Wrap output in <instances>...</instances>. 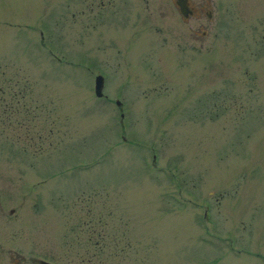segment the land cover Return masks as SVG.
<instances>
[{"label": "rangeland", "instance_id": "1", "mask_svg": "<svg viewBox=\"0 0 264 264\" xmlns=\"http://www.w3.org/2000/svg\"><path fill=\"white\" fill-rule=\"evenodd\" d=\"M99 1L0 0L2 262L264 264V0Z\"/></svg>", "mask_w": 264, "mask_h": 264}, {"label": "flooded vegetation", "instance_id": "2", "mask_svg": "<svg viewBox=\"0 0 264 264\" xmlns=\"http://www.w3.org/2000/svg\"><path fill=\"white\" fill-rule=\"evenodd\" d=\"M188 1V0H187ZM100 3H103L102 0L99 1ZM187 7L190 9V12L188 15H194L195 12L192 8L189 7V5L187 4ZM206 16L209 17L210 16V13L208 11L205 12ZM200 16V15H199ZM198 14H197V17H199ZM186 18V17H184ZM12 209L9 210V212H11ZM7 252V250H6ZM4 253V249H1L0 248V264H7L6 262H2V258H1V255ZM14 253H16V259L13 260L10 264H22V263H19V249H15L14 250ZM30 261V262H29ZM29 261L28 262H25L23 264H42L41 262H39L38 260V257L35 256V255H31L29 257Z\"/></svg>", "mask_w": 264, "mask_h": 264}, {"label": "water", "instance_id": "3", "mask_svg": "<svg viewBox=\"0 0 264 264\" xmlns=\"http://www.w3.org/2000/svg\"><path fill=\"white\" fill-rule=\"evenodd\" d=\"M176 3L179 6V9L183 15H186L187 12H190V9L187 7L188 1L187 0H176ZM101 84H102V78L100 75L95 76V82H94V91L97 95L101 93Z\"/></svg>", "mask_w": 264, "mask_h": 264}]
</instances>
